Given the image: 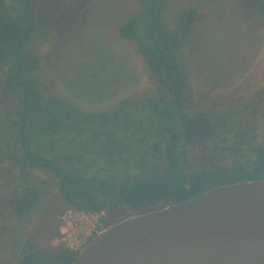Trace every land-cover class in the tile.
I'll list each match as a JSON object with an SVG mask.
<instances>
[{
  "label": "rangeland",
  "instance_id": "374dc122",
  "mask_svg": "<svg viewBox=\"0 0 264 264\" xmlns=\"http://www.w3.org/2000/svg\"><path fill=\"white\" fill-rule=\"evenodd\" d=\"M25 5L23 0H0V13L24 22ZM151 5L150 11L144 14L148 8L140 0H33L34 9L27 15L33 18L36 30L22 55L23 65L29 67L31 85L44 97L52 96L91 118L98 113H109V120L114 121L113 112L119 113L121 119L132 112L133 123L144 125L139 121L147 120L146 111H136L131 105L138 107L141 102L136 99L157 95V88L146 60L139 53L138 40L123 38L120 28L134 19L149 24L154 21L157 36L166 39L172 35L169 32L175 35L181 30V14L189 8L195 12L196 22L174 51L179 68L186 76L185 92L193 104L189 105V111L192 117L203 112L209 117L223 118L225 124L209 125L216 129L211 135L196 133L187 137L182 130L177 139L151 134L144 138V143L135 139L139 134L126 130L123 143H132L129 148H133V153L123 155L129 157L123 163H112L103 149L107 134L99 130L102 127L92 118V131L76 136L67 134L58 146L72 152L76 163L81 162L75 164L72 160L62 164V169L71 170L73 176L108 177L118 164L122 168L127 162L136 165L142 156L149 157L152 163H144L150 165L144 169L148 172L159 167L169 148L172 153L185 151L189 170L203 172L218 165L229 166L232 152H250V145L264 141L261 114L251 118L246 112L240 114L246 104L255 103L264 92V16L256 12L251 19H246L242 0H155ZM143 30L144 27L140 35L145 39ZM6 75L7 67L0 73V87ZM127 100L131 101L130 105L126 104ZM120 106L124 108L119 110ZM44 115L35 113L37 120ZM254 123L261 128L260 135L252 130ZM104 126L118 138L111 124ZM219 127L222 128L219 130ZM152 132L158 134L157 128ZM1 133V140L14 136L11 128ZM93 137L97 140L92 141ZM33 172L39 179L46 178L43 169ZM115 173L119 180L125 181L121 169ZM12 181L0 174L1 186ZM3 191L0 187V192ZM50 192L46 199L58 198L53 187ZM129 209L121 206L106 210L105 227L128 216L132 212ZM34 213L38 214L39 210ZM45 218H41V223ZM13 231L12 237L20 236L19 229ZM13 241L10 245L0 242V264L17 263L13 257L16 252Z\"/></svg>",
  "mask_w": 264,
  "mask_h": 264
},
{
  "label": "trees",
  "instance_id": "16d2710c",
  "mask_svg": "<svg viewBox=\"0 0 264 264\" xmlns=\"http://www.w3.org/2000/svg\"><path fill=\"white\" fill-rule=\"evenodd\" d=\"M154 1L140 0L148 8L144 14L150 11ZM23 3L26 4L24 22L0 13V73L7 67L5 82L0 87V174L13 180L7 186L0 185L4 188L0 192V242L10 245L14 240L16 252L13 257L17 259L16 264H72L75 261L79 253L63 245L52 244L59 237L61 216L67 209L101 211L127 206L130 208L128 212H132L123 217L126 218L190 200L219 186L264 179V141L250 145V152H232L233 160L229 166L218 165L203 172L190 171L185 151L172 153L169 151L171 148L163 155L165 160L159 162V167L148 172H144V169L152 163L146 156L140 157L136 165L127 162L122 168L118 164L108 177H76L71 175V170L62 169L65 161L81 162H75L72 152L59 149L60 141L67 134L76 136L85 134L84 131H92V118L100 124L98 127H102L99 130L107 134L103 149L112 163H123L129 160V157H125L126 153H133V148H129L133 146L132 143H123V132L126 130L139 134L135 139L140 143H144V138L151 134L167 135L174 140L182 135V130L187 137L196 133L211 135L216 129L209 125L225 124V120L209 117L203 112L192 117L189 111L191 103L185 92L187 80L179 68L174 51L196 22L193 9L182 12L181 30L175 35L168 31L172 35L166 39L157 36L154 21L149 24L148 21L134 19L120 28L123 38L138 40L139 53L146 60L148 72L157 88V95L136 99L141 102L138 107L131 105L136 111H146L147 120L139 121L143 125L133 123L132 112L122 119L119 113L113 112L114 121L109 120V113H98L91 118L52 96L44 97L31 85L29 67L23 65L22 55L36 30V23L27 15L29 10L34 9L33 0H23ZM242 7L246 19H251L252 13L256 12L264 16V0H242ZM251 9L255 12H251ZM143 27L145 39L140 35ZM130 103V100L126 101L127 105ZM123 108L120 106L119 110ZM263 111L264 92L255 103L246 104L240 114L246 112L251 118L260 113L264 119ZM36 112L45 115L37 120ZM107 123L112 125V130H117V139L104 126ZM8 128H11L14 136L1 140V132ZM155 128L158 134L152 132ZM59 130L64 132L60 133ZM252 130L260 135L258 123H254ZM96 140L92 138V141ZM146 161L150 165H144ZM39 168L46 172L45 179H39L34 174L33 171ZM119 169L124 173L125 181L116 177L115 172ZM52 187L59 196L46 199ZM35 210H39V215L34 213ZM43 217L46 218L41 223ZM47 221L49 224H46ZM12 222H15L14 225ZM14 229L20 230V236L12 237Z\"/></svg>",
  "mask_w": 264,
  "mask_h": 264
},
{
  "label": "water",
  "instance_id": "95a60500",
  "mask_svg": "<svg viewBox=\"0 0 264 264\" xmlns=\"http://www.w3.org/2000/svg\"><path fill=\"white\" fill-rule=\"evenodd\" d=\"M72 264H264V179L123 218Z\"/></svg>",
  "mask_w": 264,
  "mask_h": 264
},
{
  "label": "built area",
  "instance_id": "2783aa9c",
  "mask_svg": "<svg viewBox=\"0 0 264 264\" xmlns=\"http://www.w3.org/2000/svg\"><path fill=\"white\" fill-rule=\"evenodd\" d=\"M107 213L67 209L61 216L60 234L55 245H63L70 251H80L105 228Z\"/></svg>",
  "mask_w": 264,
  "mask_h": 264
}]
</instances>
